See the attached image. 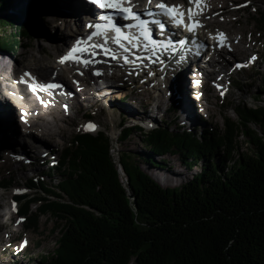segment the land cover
Returning <instances> with one entry per match:
<instances>
[{
	"label": "trees",
	"instance_id": "16d2710c",
	"mask_svg": "<svg viewBox=\"0 0 264 264\" xmlns=\"http://www.w3.org/2000/svg\"><path fill=\"white\" fill-rule=\"evenodd\" d=\"M7 1L0 0V11ZM22 11L21 21L28 15ZM259 15L264 24V13ZM25 24L0 15V28H10L16 39L4 38L3 49L20 48L19 38L29 33ZM235 113L238 121L225 120L224 131L214 135L206 129L197 136L178 126L171 131L164 124L148 131L137 125L120 128L122 142L133 130L142 136L150 153L144 162L153 170L167 171L162 163L167 155L178 156L190 170L199 169L172 188H163L167 183L153 180L126 153L118 160L123 185L108 134L77 133L59 166L52 168L61 176L57 187L29 179L26 186L43 195L14 197L19 216L36 206L28 222L47 213L63 222L56 248L38 264H264V139L248 127L264 131V106L236 107ZM237 136L246 139L247 152H232ZM220 149L227 154L225 167L210 162Z\"/></svg>",
	"mask_w": 264,
	"mask_h": 264
},
{
	"label": "rangeland",
	"instance_id": "374dc122",
	"mask_svg": "<svg viewBox=\"0 0 264 264\" xmlns=\"http://www.w3.org/2000/svg\"><path fill=\"white\" fill-rule=\"evenodd\" d=\"M179 1L180 0H165V2L169 4H176ZM227 1L228 2H226L225 5L229 10H233L231 12L232 14L230 13L228 16L225 14L224 16H220L215 19L217 23L215 24L216 26L214 25L212 31L215 34L224 32L226 35L228 34V37L231 36L233 39H239L244 35L247 42L246 46L243 47L247 49V52L242 53L241 51H238L233 58L231 57L228 60L224 56L221 57L222 59L220 58L219 61L222 62V65H226L225 67H227V65H232L233 68L223 74L225 77H221V74L217 76L214 74L212 76L214 80L217 78L223 79L221 82V84L223 83V85H221L222 88L218 87L221 88L220 91H218L216 85L211 83H206L205 87L202 88V91L200 92V97H202V99L201 101L196 102L197 108L201 109V111H198L199 114L196 115L197 118L200 119L194 122L192 126H186L182 123L180 118L177 116L178 113L176 111L171 112L170 110H167L165 112L164 109H162L161 111H158L157 114L151 112V109L157 105L158 100L163 98L166 93L164 90L162 93L159 90L156 92V89L161 86L159 83L153 82L150 85H147L143 88L144 92L142 91V94H139L132 86L135 85L139 87L143 85L141 80L139 79V81L137 78V81L134 84L131 81L129 82V78H125L123 79V83L119 81L111 82L114 86L122 85V87H117V90L115 89L116 92L113 94V97L110 98V102L107 101L108 103H105V105L98 108H94L93 105H95V102L89 103V106H87L86 103L82 106L67 105V107H71L69 114H74V117L70 120L66 119L62 115L63 111L61 110V101L56 103L58 110L57 113H61H58L59 116H57V114L53 111H48L49 113L46 116L47 120L52 122L55 118L59 117L56 124L57 127L55 126V128L59 129L60 136L55 139L54 145L50 146V148L53 149L52 153L42 156V158L40 157L42 159L40 162H44L41 167H33V171L27 169L21 172L18 168V170L15 168V166L18 165L12 163L10 165H7L6 163L1 164L0 161V182L2 180H6V182H8L7 186H0V213H4L5 215L7 214L5 217L0 219V258L2 259L0 264H38L42 256H46L48 258L51 253H53L56 248L55 241L59 237L58 232L61 225H63V222L47 213L40 216L34 223H30L26 220V218L32 214H37L36 206L32 205L30 207L27 216H19V214L15 215V206L11 199H13L12 196H15L17 193L23 192L27 193L26 196L34 195L36 198L43 195H36L34 190L27 189L26 182L29 179L43 181L42 183L44 186L57 187V182L60 181L61 176L60 173L57 170L52 169V167L57 166V163L59 166L61 157L65 153L66 148L70 146V142L73 140L74 136L77 133L82 132L83 122L87 119L94 121L97 125L96 127L98 131L94 135L98 132H106V134H108L110 138L109 152L111 154L110 156H112L111 158L113 162L119 165V156L126 153L130 155L131 158L138 164H140L141 169H143L144 172L149 175L153 174L152 176L157 181L160 180V183L162 182L163 185H166V181L169 180L167 183L168 186L163 188H172L182 186L185 182L191 179L193 174L198 173L199 169L195 168L190 170L182 164L181 159H179L178 156L167 155L162 159V163L167 171L163 169L153 170L150 165L144 162L150 153L148 148L144 145V143H142V136L136 130H133V132L128 135L127 139L122 142L118 137L121 127H131L137 123V125L147 127L146 129H142V127L141 129L143 131H148L149 127L152 129L159 124H164L171 131H174L178 126L181 128L180 130L192 131L197 136H199V133L206 129H208L209 133L214 135L217 131H224L225 120H230L232 122L238 121V116L235 113L236 107L245 106L247 108L255 109L264 106V91H262V81L264 76V24L259 22V14L264 13V0ZM215 2L214 4L216 7L223 4L218 0H215ZM237 9L238 11H234ZM22 13L23 11L21 10V15L18 16L19 14L14 15L11 11L9 12L6 9L0 11V15L11 16V18L17 19L19 22H22L20 20V17H23ZM50 17L51 19L49 20L52 21H55V19L58 18L52 15ZM29 18L30 17H28V19ZM41 18L42 22L45 23L44 25L46 27L48 26V35L52 36L49 32L51 24L46 20L48 18L47 15L44 13ZM204 18L207 21L209 20L207 16ZM62 22L63 21L61 19H57V23L54 25L58 27V29H56V35L58 36L61 35L59 29L63 30L64 24ZM66 25H68V21L64 26ZM25 29L29 32L28 37L19 38L21 41L20 48L13 52L1 47V43L4 38L11 40L12 42L16 41V39L10 34L12 32L11 29L0 28V51H4L1 56L12 64V68L17 71L18 75H22L23 71L31 69L33 67L32 63L38 59H44L45 61L52 60L53 63H55L58 61L57 57L60 56L59 53H56L50 55L52 57L49 58L47 57L48 50H46V52H40L41 48H43L48 41L35 33L33 34L31 32L32 30L26 26ZM13 57L18 58V60H24V66H19L17 63H13ZM237 63L240 64V69L239 67H236ZM216 69L219 70L220 68ZM65 70H67V68H65ZM9 72L4 74V77L0 76V79L3 80L4 78H8L10 75ZM48 74H50V72H48ZM189 75L190 74L188 73V76ZM125 76L126 75L124 74V77ZM148 77L149 76H146V80L143 81H147ZM190 82V86L192 87L193 82ZM95 83V80H89V83L86 84L91 89L92 86H96ZM9 85H17V80L12 79ZM148 93L152 95L149 99H147ZM122 95L126 96V99L119 101L118 98ZM193 96L199 99V96H196L195 91H193ZM97 103L99 104V102L96 101V105ZM164 103L165 104H163L162 107L164 108V106H166L167 109L175 105L173 102H169L167 104V101H165ZM128 107L135 109L138 116L146 112V116L148 115L149 119L156 117L154 119V124L151 125L144 120L131 122L128 116L125 115V109ZM204 109L205 111H203ZM35 113L38 114L41 112L36 111ZM60 118L65 119L67 122L65 123L64 121H61ZM139 118L143 119L141 117ZM17 119L18 121L20 120L19 118ZM248 127L254 131L257 136L264 139V131L260 127L251 124H249ZM234 138L235 145L232 152H247L249 145L247 144L246 139L241 136ZM218 152L219 154L216 157H212L210 162H221V166H227V154L223 152L222 149ZM154 159L157 162L160 160V158L157 157ZM33 160H35V158ZM25 167H28V165L22 168L25 169ZM118 168L119 169L117 171L119 176L122 183L125 185L126 179L124 175L121 174L120 167ZM49 169L53 170L50 172V177L46 173ZM151 169L153 171H151ZM173 174L175 176H173ZM17 204L19 205L20 203ZM20 218H23L24 220H21Z\"/></svg>",
	"mask_w": 264,
	"mask_h": 264
},
{
	"label": "bare ground",
	"instance_id": "6f19581e",
	"mask_svg": "<svg viewBox=\"0 0 264 264\" xmlns=\"http://www.w3.org/2000/svg\"><path fill=\"white\" fill-rule=\"evenodd\" d=\"M7 1V0H6ZM181 2H184L185 5H188V3L185 0H180ZM177 2V5L182 4L181 2ZM219 2H222L223 4L219 7H216L214 4L215 0H201V4L197 6L201 12H203L202 15H197V19L201 18L202 21L205 23V28L208 29V31L212 34V29L214 25L217 23L215 19H217L220 16H228L233 10L228 9L225 5L227 0H218ZM230 1V0H229ZM216 3V2H215ZM7 8L9 12L11 11L12 14H19L21 10H26V13L28 15H25V18L22 20L23 23H26L25 26L28 27L31 32L34 34H37L43 38H45L48 43L41 48L40 52H47V57H52L50 55L61 53L65 51L66 49H69V44L74 41L77 38V33L73 32L69 25L70 23H80L81 25L85 22V17L82 13V11H94L96 12L95 8L92 6H85L80 0H8L6 2ZM189 6V5H188ZM218 8V9H216ZM87 9V10H84ZM5 10V9H4ZM234 11H238L234 10ZM18 12V13H17ZM24 13V12H23ZM34 13V14H32ZM44 13L47 15V21H49L50 29L49 32L52 36L48 35V26L46 27L44 22H42V16ZM10 14V13H9ZM232 14V13H231ZM33 15V17H32ZM56 16L58 18L53 20L50 16ZM17 16V17H18ZM205 16L209 18V20H205ZM28 17H30L28 19ZM57 19H61L63 21V24L65 25L68 21V25H63V30L59 29L61 35H56V29H58L57 26H54L57 23ZM219 23V22H218ZM216 26V25H215ZM57 27V28H56ZM200 33V32H199ZM218 33L216 36L213 34L209 37L206 36V34L200 33V40L204 42H208L209 40L211 42L214 41V44L212 45H219L221 37H224L228 41L225 43V45L222 46L221 49H217V47L214 49V53L211 54V57L205 58L206 61L201 63V65L197 66L196 71H193L191 68V64H182L179 63L175 65L172 69L169 67H164L162 70H153L150 69L149 71H145L144 76H149L147 81L143 82L141 86H135L132 87L138 91L139 94H142V91L144 90L147 85H150L153 82L159 83L161 86L158 87L156 92L164 90L165 96L158 100L157 105L151 109V112L154 114H157L158 111H161L164 109L166 112L167 110L174 112L176 111L178 113V117L180 118V121L184 123L186 126H192V124L196 121H198L200 118H197L196 115L199 114L198 111H201V109L197 108L196 102L201 101V99H197L193 96V91H202V88L205 87L206 83H213L214 85H223L221 82L223 79H213L212 76L215 74V76L220 75L221 77L224 76L223 74L227 73L228 70H232V65H222V62L219 61L221 57H225L227 60L229 58H233L237 52L241 51L242 53H246L247 49H245L243 46H246V38H244V35L241 36L239 39H233L231 36H225V33ZM228 35V34H227ZM51 37V38H50ZM233 44V45H232ZM208 45H211L209 43ZM230 48V49H229ZM4 51H0V76L4 77V74H7L9 71V77L5 78L4 81L7 79H13L17 80L18 82L21 81L23 78L25 81H27L26 77L24 76V73L30 72L32 77H35V79L42 80L50 75H52L53 72L57 71V62L53 63L52 60H44V59H38L34 63H32L33 67L31 69L23 71V74L17 73V71L12 68V64L8 62L1 54H3ZM23 54V53H22ZM21 54V55H22ZM24 55V54H23ZM202 55H204L202 53ZM245 55V54H244ZM58 56L57 58L59 59ZM228 57V58H227ZM29 58V57H28ZM222 59V58H221ZM31 61V60H30ZM13 63H17L19 66H24V60H18V58H12ZM76 65H78L76 63ZM139 65V64H138ZM222 65V66H221ZM209 66V69L207 68ZM237 67V66H236ZM96 67H94L95 69ZM216 68H220L219 70ZM144 69L141 67L139 70ZM96 70L99 71V68H96ZM155 71V72H154ZM50 72V74H48ZM135 72H141L135 70ZM151 73V75L149 74ZM188 73L190 74L188 76ZM196 75V77H195ZM225 77V76H224ZM10 78V79H9ZM79 77H75V75L72 78H68L64 75V77L60 78V82H58L59 97H55L54 100L50 99L49 96H45L43 92L39 93L40 99L33 100L30 99L23 88L20 86H9L8 84H3L2 81H0V87L3 89L9 90L12 95L10 98H8L7 101L0 100V161L1 164L6 163L7 165L16 164L18 166H15V168L19 169L27 164L35 166L36 168L41 167L42 162V156H46L47 154H51L53 149L50 148L51 145H54L55 139L60 136L59 129L55 128L58 118H55L54 121L47 120L46 116L49 112H55L57 116L61 114L60 112L57 113V101H61V104H65V106H73V105H80L87 104L89 106V103H94V108H98L102 105H105V103L110 102V98L113 97V94L116 92L117 87H122V85L114 86V84H111L114 80V76L107 77L106 80L108 86L105 88L107 90L99 89L97 87V96L93 92V90H90L84 86V79H78ZM129 78V77H126ZM88 80H94L93 76L88 74ZM123 79H119V82L123 83ZM129 82L136 83V78H129ZM189 79V80H188ZM191 79V80H190ZM1 80V79H0ZM71 80V81H70ZM76 80V81H74ZM139 80V79H138ZM140 80H142L140 78ZM139 80V81H140ZM81 81L83 83H81ZM193 82V86L191 87L190 84ZM217 81V82H216ZM32 82V81H31ZM216 82V83H215ZM220 82V83H219ZM81 83V84H80ZM125 84V83H124ZM124 86V85H123ZM126 86V85H125ZM128 86V85H127ZM131 87V88H132ZM212 87V86H211ZM144 92V91H143ZM199 93V91H198ZM197 94V93H196ZM201 95V94H200ZM43 97V98H42ZM98 97V98H97ZM152 97L150 93L147 94V99ZM166 98V99H165ZM119 101L126 99V96H120L118 98ZM36 101V102H35ZM41 102V104L39 103ZM96 101L99 102L96 105ZM167 101V104L169 102H173L175 105L173 107L171 106L169 109L164 106L162 107L164 102ZM166 104V105H167ZM71 109V107L67 108ZM68 110V111H69ZM36 111H39L41 113H35ZM49 111V112H48ZM123 111V110H122ZM205 111V109L203 110ZM207 111V110H206ZM125 115L128 116L131 122L134 121H142L149 124H154V118L149 119V116H146V112H144L141 115H137V111L133 108H126L125 109ZM53 114V113H52ZM165 114V113H164ZM62 115L66 119H72L74 117V114H69L68 112H62ZM132 117V118H131ZM139 117L143 118L140 119ZM17 118H24V122L22 123L20 120L18 121ZM135 118V119H134ZM61 121H64L65 119L60 118ZM24 129H23V128ZM57 127V126H56ZM156 127V126H155ZM63 130V129H62ZM40 133V134H37ZM41 157V158H40ZM112 157V156H111ZM35 158V160H33ZM35 163V164H34ZM117 165V164H116ZM117 167H120V165H117ZM34 173V172H33ZM123 175V174H122ZM151 174L150 176L155 179ZM121 180V178H120ZM156 180V179H155ZM159 184L163 185V183ZM169 180L166 182L168 183ZM122 182V180H121ZM124 185V183H123ZM37 186V185H36ZM1 207V206H0ZM7 215V214H6ZM4 213H0V219L6 216ZM9 219V218H8ZM1 241V240H0ZM2 259L0 258V262Z\"/></svg>",
	"mask_w": 264,
	"mask_h": 264
},
{
	"label": "snow or ice",
	"instance_id": "6c2138e0",
	"mask_svg": "<svg viewBox=\"0 0 264 264\" xmlns=\"http://www.w3.org/2000/svg\"><path fill=\"white\" fill-rule=\"evenodd\" d=\"M90 3L96 5L98 9L100 10V14L97 16V20L103 21L105 23V26H108L109 29L117 34V42L119 39H122L123 36L121 34V29L116 26L115 23H113V14L116 16H120L125 20H133L136 21L135 27L141 29V33L144 36L145 39H147L149 42L151 41L150 36V28L149 23L155 24L159 31L162 33L164 30L165 25L160 20H144L141 19L140 14H138L136 11H134V6L132 5L131 0H90ZM187 3L189 5L188 12H187V23H185V12L183 10V5H168L164 2V0H160L159 3L156 4V10L155 12L149 10L148 6L146 5L144 10V15L146 16H154V15H160L163 17H166L170 23H172L176 27H185L186 30L189 33H193L195 31V28L198 26H201L199 24V21L195 19V16L197 13L193 11L192 5L199 6L201 4V0H187ZM151 4V0H148V5ZM89 28H101L102 25L100 23L96 24H89ZM92 36L99 35L98 32H92ZM222 35V34H221ZM91 37H89L90 39ZM130 39H132L130 37ZM181 45L184 43L183 40L178 41ZM81 41L77 40L76 44L72 47V49L69 50L65 56L60 58V63H64L65 61L69 60H75L79 62L81 65L87 67V65L91 62L88 60H84L78 53L86 51L87 46L83 49L80 48ZM93 47H102V45H94ZM127 51V49H124ZM115 58V57H113ZM125 62H127V58H125ZM94 75H99L100 73L97 71L93 72ZM151 75V73H149ZM25 77H28L32 83H28V87L30 90H32L34 93L37 94V98L40 99L38 94V89H55L60 87V85L54 84V83H40L35 80V77H32L30 73H24ZM21 83H25V80L22 78ZM223 94V93H221ZM43 102V101H41ZM88 127V126H86ZM26 243V242H24ZM23 246V244H22Z\"/></svg>",
	"mask_w": 264,
	"mask_h": 264
},
{
	"label": "water",
	"instance_id": "95a60500",
	"mask_svg": "<svg viewBox=\"0 0 264 264\" xmlns=\"http://www.w3.org/2000/svg\"><path fill=\"white\" fill-rule=\"evenodd\" d=\"M119 169V168H118ZM121 169V168H120ZM120 172H121V170H120ZM121 174H122V172H121Z\"/></svg>",
	"mask_w": 264,
	"mask_h": 264
}]
</instances>
